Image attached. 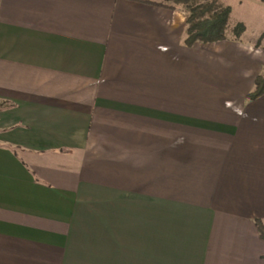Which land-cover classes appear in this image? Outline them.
Returning <instances> with one entry per match:
<instances>
[{
	"label": "crops",
	"instance_id": "crops-1",
	"mask_svg": "<svg viewBox=\"0 0 264 264\" xmlns=\"http://www.w3.org/2000/svg\"><path fill=\"white\" fill-rule=\"evenodd\" d=\"M187 20L0 0V264H264V47Z\"/></svg>",
	"mask_w": 264,
	"mask_h": 264
},
{
	"label": "trees",
	"instance_id": "trees-1",
	"mask_svg": "<svg viewBox=\"0 0 264 264\" xmlns=\"http://www.w3.org/2000/svg\"><path fill=\"white\" fill-rule=\"evenodd\" d=\"M170 9L183 8L188 13L187 38L185 45L189 48L197 43L213 44L226 41L227 27L232 10L229 7L218 8V1H213L197 6L192 5V0H165ZM163 6V5H162ZM210 14H214L209 18ZM245 32V27L240 25L234 30L235 38H240ZM264 96V74L257 77L255 89L248 95V99L256 101ZM256 227L261 240L264 241V221H256Z\"/></svg>",
	"mask_w": 264,
	"mask_h": 264
},
{
	"label": "rangeland",
	"instance_id": "rangeland-1",
	"mask_svg": "<svg viewBox=\"0 0 264 264\" xmlns=\"http://www.w3.org/2000/svg\"><path fill=\"white\" fill-rule=\"evenodd\" d=\"M163 2L165 0H150ZM216 0H192V5L210 3ZM218 8L229 7L232 10L227 27V36L231 39L242 40L254 45L264 47V0H217ZM214 14H210L212 18ZM244 26L245 32L240 38H235L234 30L238 26Z\"/></svg>",
	"mask_w": 264,
	"mask_h": 264
}]
</instances>
